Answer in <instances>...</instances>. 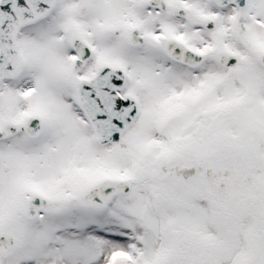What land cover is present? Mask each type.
<instances>
[{
	"label": "rangeland",
	"instance_id": "374dc122",
	"mask_svg": "<svg viewBox=\"0 0 264 264\" xmlns=\"http://www.w3.org/2000/svg\"><path fill=\"white\" fill-rule=\"evenodd\" d=\"M184 1L191 6L199 3ZM253 1L249 8L256 19L264 20V0ZM130 3L59 0L51 20L27 28L19 40L27 67L14 81L0 83V95L8 100L0 97V122L6 116L19 119L29 110L43 118L45 133L32 141L21 133L3 145L12 172L6 174L0 161V189L5 192L15 185L19 210L29 194L48 193L57 202L52 216L34 222L19 217L15 232L20 244L16 254L10 255L14 261L1 259L0 264H104L115 252L122 254L116 264H192L186 254L194 250L203 255L208 248L214 250L199 255L196 264H205L212 253H220L219 264L257 259L255 249L245 240L246 232L253 233L254 223L237 220L245 198L238 196L241 190H234L232 196L229 189L214 201L203 186L210 181L207 171L236 163L252 167L256 183L262 181L264 69L256 53L264 48V31L256 30L250 36L246 32L252 44L228 36L226 47L216 48L197 67L187 68L163 51L165 44L153 43V34L162 29L150 21L142 22L153 32L139 49L131 50L124 38L102 34L100 22L119 25L117 21L124 18L137 19L138 11L141 19L148 18L142 4L138 11L124 7ZM85 6L88 12L83 15ZM201 10L213 11L207 6ZM136 19L129 20L138 21L141 27ZM161 22L170 31L180 28L169 18ZM117 28L122 30L123 25ZM112 29L105 31L113 34ZM75 36L87 39L93 47V59L86 63L83 78L99 60L118 62L131 73L126 91L140 95L141 113L118 144H97L85 117L74 107L75 79L69 61L75 52L69 37ZM198 40L196 50L206 41L203 36ZM221 51L236 54L237 67L220 66L217 55ZM31 85L38 88L31 101L15 99ZM142 88L148 89L147 94L141 93ZM212 143L210 151H215L208 154ZM103 175L110 177V183L126 176L131 190L118 192L108 206L93 211L84 205L80 193L86 177H92L90 184L94 185ZM81 181L82 189L63 198L65 189H77ZM251 190L252 198H257L258 188ZM225 213L236 219L233 225L238 236L231 246L230 232L226 231L225 238L218 233L217 223H222ZM176 226L188 232L193 247L181 241L174 249L166 231ZM178 250L184 254L171 262Z\"/></svg>",
	"mask_w": 264,
	"mask_h": 264
},
{
	"label": "flooded vegetation",
	"instance_id": "af4514ba",
	"mask_svg": "<svg viewBox=\"0 0 264 264\" xmlns=\"http://www.w3.org/2000/svg\"><path fill=\"white\" fill-rule=\"evenodd\" d=\"M205 2L207 4H209L213 10L212 11L213 15L212 16L206 15L205 19L202 18V16L204 14H202V12H201L202 7H206L204 3H198L196 6H191V5L184 6V5L174 4L172 6H168L169 8L166 11H160V10H156L155 8L150 7L148 0H146V1L144 0L142 5L140 4L141 1H140V3L139 2L134 3V5L136 6V8H138L139 5H141V6L144 5L143 7L146 10L145 14H148V18L147 19L145 18L146 20L144 19V21H150L154 25L155 24L159 25L163 18H169L170 20H172L174 22V24L176 23L177 25L180 26V28L178 29L180 32H178V33L181 36H182V33H184L185 31L188 32V30L190 29V32L191 31L192 32L201 31V32H203V34H207L208 36L225 39L226 32L223 28L224 22L217 15V9L218 8L214 4H212L209 0H205ZM173 7L176 9L177 8L184 9L185 15L183 17L173 15L172 10H170ZM245 10H247V8ZM242 14H240V12H237V15L240 17L242 16ZM244 21L249 22V20H246V18L244 19L243 17H241V22H244ZM152 30L153 29L147 30V33L145 35V39L143 38L144 41L145 40L147 41L148 34L152 33L153 32ZM252 32H253V27H252ZM130 34H131V32L128 30L127 31V37L128 36L130 37ZM182 38H185V37H182ZM247 169L248 168H246V170ZM216 171H218L217 172L218 176L215 177L214 179L209 178L210 181H208V183H204V187L208 190V192H209L208 194L210 197L218 198L221 195V193H223L229 189H231L229 191L232 192V196H233L234 190H241V192L239 193L238 196L244 195L245 196L244 202H247V204L251 203L250 199H252V192H253L251 189H253L255 186L258 188L259 183H256L255 179L253 180L252 185H246L244 183L245 176L247 175V173L245 171L244 164H237L236 163L233 165V167L224 166V167L218 168ZM220 186L223 187L224 190H220L219 189ZM223 198H222V200H223ZM224 202L225 201L223 200V203ZM253 202L256 203V199ZM4 205L6 206V205H8V203L4 202ZM9 208L11 210L10 205H9ZM6 213H7V211H6ZM243 213L247 216H251L253 218V222L255 224L260 225V226H264V217L262 216L261 213L255 214V209L253 207H248L247 205H245ZM13 218H14V216H13ZM255 231L257 233L258 232L264 233V228L263 227L259 228V226H258L255 228ZM0 250H1V253L5 256L8 254H11V252L6 250L4 247L0 248Z\"/></svg>",
	"mask_w": 264,
	"mask_h": 264
},
{
	"label": "water",
	"instance_id": "95a60500",
	"mask_svg": "<svg viewBox=\"0 0 264 264\" xmlns=\"http://www.w3.org/2000/svg\"><path fill=\"white\" fill-rule=\"evenodd\" d=\"M174 56L176 58H178L179 60H184L185 62H188V63L192 62V60H190L189 57L185 56L184 54L180 55L179 53H175ZM229 58L230 57H221V62L224 63V65H230V64L233 65L232 60L229 61ZM229 62H230V64H228ZM28 127H30V123L27 125V127H24V129H27ZM15 129L10 127V126L6 127L7 131H14ZM35 131H38V127H36ZM33 133H36V132H33ZM106 136H107V138H106ZM98 139L101 142L106 143V142H110L112 140L118 139V134H115L114 136H112L111 134H106L105 137L98 136ZM42 207H43L42 203L40 201H37V199L35 197L33 198V200L31 199L29 204H28L29 217L32 218L33 216H35L37 214V212H38L37 210L41 209ZM31 208H32V211H31Z\"/></svg>",
	"mask_w": 264,
	"mask_h": 264
},
{
	"label": "bare ground",
	"instance_id": "6f19581e",
	"mask_svg": "<svg viewBox=\"0 0 264 264\" xmlns=\"http://www.w3.org/2000/svg\"><path fill=\"white\" fill-rule=\"evenodd\" d=\"M180 255V254H179ZM117 263V262H116Z\"/></svg>",
	"mask_w": 264,
	"mask_h": 264
}]
</instances>
